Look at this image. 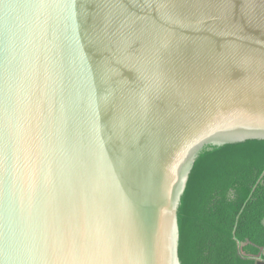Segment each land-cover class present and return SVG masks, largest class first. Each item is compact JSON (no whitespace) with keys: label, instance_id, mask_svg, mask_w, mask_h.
Segmentation results:
<instances>
[{"label":"water","instance_id":"95a60500","mask_svg":"<svg viewBox=\"0 0 264 264\" xmlns=\"http://www.w3.org/2000/svg\"><path fill=\"white\" fill-rule=\"evenodd\" d=\"M252 140L264 0H0V264H179L196 156Z\"/></svg>","mask_w":264,"mask_h":264},{"label":"trees","instance_id":"16d2710c","mask_svg":"<svg viewBox=\"0 0 264 264\" xmlns=\"http://www.w3.org/2000/svg\"><path fill=\"white\" fill-rule=\"evenodd\" d=\"M263 172L264 141L198 153L176 212L179 264H255L259 250L244 255L240 243L246 225L264 217Z\"/></svg>","mask_w":264,"mask_h":264},{"label":"crops","instance_id":"0c3cea01","mask_svg":"<svg viewBox=\"0 0 264 264\" xmlns=\"http://www.w3.org/2000/svg\"><path fill=\"white\" fill-rule=\"evenodd\" d=\"M243 232L245 234V239L240 243L242 253L249 256L250 250L255 248L259 250V253L256 256L250 257L264 260V217L258 218L252 223H248Z\"/></svg>","mask_w":264,"mask_h":264},{"label":"rangeland","instance_id":"374dc122","mask_svg":"<svg viewBox=\"0 0 264 264\" xmlns=\"http://www.w3.org/2000/svg\"><path fill=\"white\" fill-rule=\"evenodd\" d=\"M263 186L264 185V178L260 181V186ZM261 204H264V200L262 201V203Z\"/></svg>","mask_w":264,"mask_h":264}]
</instances>
